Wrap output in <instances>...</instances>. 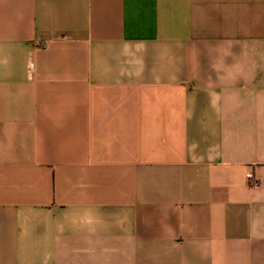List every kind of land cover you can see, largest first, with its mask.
I'll return each mask as SVG.
<instances>
[{"label":"crops","instance_id":"crops-1","mask_svg":"<svg viewBox=\"0 0 264 264\" xmlns=\"http://www.w3.org/2000/svg\"><path fill=\"white\" fill-rule=\"evenodd\" d=\"M0 264H264V0H0Z\"/></svg>","mask_w":264,"mask_h":264},{"label":"built area","instance_id":"built-area-1","mask_svg":"<svg viewBox=\"0 0 264 264\" xmlns=\"http://www.w3.org/2000/svg\"><path fill=\"white\" fill-rule=\"evenodd\" d=\"M246 176H247V178L252 179L253 183H256L255 179H253L252 174L249 173Z\"/></svg>","mask_w":264,"mask_h":264}]
</instances>
